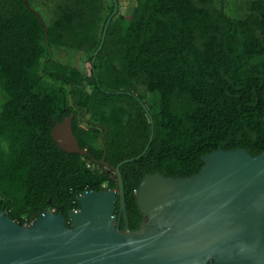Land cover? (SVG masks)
Segmentation results:
<instances>
[{
  "label": "trees",
  "instance_id": "16d2710c",
  "mask_svg": "<svg viewBox=\"0 0 264 264\" xmlns=\"http://www.w3.org/2000/svg\"><path fill=\"white\" fill-rule=\"evenodd\" d=\"M118 3L96 56L114 0L46 1L43 12L33 0H0V208L20 225L47 210L68 220L86 191L118 189L94 159H134L120 171L135 230L147 175H194L217 149L264 152V0L243 18L225 0H130V15ZM72 114L90 156L51 136Z\"/></svg>",
  "mask_w": 264,
  "mask_h": 264
},
{
  "label": "water",
  "instance_id": "95a60500",
  "mask_svg": "<svg viewBox=\"0 0 264 264\" xmlns=\"http://www.w3.org/2000/svg\"><path fill=\"white\" fill-rule=\"evenodd\" d=\"M114 3L96 56L119 11ZM74 117L57 124L51 136L63 151L90 156L74 134ZM130 160L117 167L105 157L99 161L115 172L118 189L86 191L68 220L47 210L20 225L0 208V264H264V152L217 149L203 157L194 175H147L136 192L143 218L135 230L120 171Z\"/></svg>",
  "mask_w": 264,
  "mask_h": 264
},
{
  "label": "rangeland",
  "instance_id": "374dc122",
  "mask_svg": "<svg viewBox=\"0 0 264 264\" xmlns=\"http://www.w3.org/2000/svg\"><path fill=\"white\" fill-rule=\"evenodd\" d=\"M49 3H57L60 0H33V5L36 10L43 12L44 2ZM121 2V11L127 15H130L133 12V9L130 5V0H119ZM219 0H216V2ZM226 2V11L229 16L233 18H243L246 14H248V5L252 2V0H225ZM45 14V13H43ZM47 17V16H46ZM68 52H62L60 58L62 60H69ZM79 63H82V60H79ZM87 71H90V64L85 61L84 63ZM5 101V96L3 95L0 88V111L2 109V105Z\"/></svg>",
  "mask_w": 264,
  "mask_h": 264
},
{
  "label": "flooded vegetation",
  "instance_id": "af4514ba",
  "mask_svg": "<svg viewBox=\"0 0 264 264\" xmlns=\"http://www.w3.org/2000/svg\"><path fill=\"white\" fill-rule=\"evenodd\" d=\"M94 160H95V159H94ZM96 162H99V161L96 160ZM114 173H115V172H114ZM115 175H116V174H115ZM117 207H118V205H117Z\"/></svg>",
  "mask_w": 264,
  "mask_h": 264
}]
</instances>
